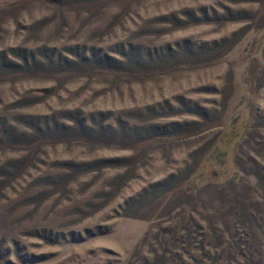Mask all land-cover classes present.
Segmentation results:
<instances>
[{"label":"rangeland","instance_id":"374dc122","mask_svg":"<svg viewBox=\"0 0 264 264\" xmlns=\"http://www.w3.org/2000/svg\"><path fill=\"white\" fill-rule=\"evenodd\" d=\"M0 264H264V0H0Z\"/></svg>","mask_w":264,"mask_h":264},{"label":"trees","instance_id":"16d2710c","mask_svg":"<svg viewBox=\"0 0 264 264\" xmlns=\"http://www.w3.org/2000/svg\"><path fill=\"white\" fill-rule=\"evenodd\" d=\"M3 124V123H2ZM5 134L7 135V140H10L12 142H15V139H13V137L11 136L10 132H5ZM168 181H166L167 183ZM240 254H242V251L240 252Z\"/></svg>","mask_w":264,"mask_h":264}]
</instances>
